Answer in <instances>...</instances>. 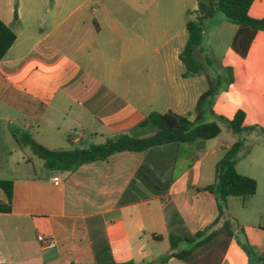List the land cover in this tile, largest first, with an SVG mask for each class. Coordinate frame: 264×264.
<instances>
[{
	"label": "crops",
	"instance_id": "1",
	"mask_svg": "<svg viewBox=\"0 0 264 264\" xmlns=\"http://www.w3.org/2000/svg\"><path fill=\"white\" fill-rule=\"evenodd\" d=\"M197 11L198 0H0V21L16 34L0 61V264H95L101 232L115 262H154L170 252L169 235L192 238L215 221V199L203 189L240 137L224 124L218 137L179 147L164 197L123 207L117 202L145 153L120 152L52 173L11 134L26 131L49 150L86 149L123 133L146 138L155 129L139 124L150 113L194 121L209 79L219 81L215 116L230 120L242 111L244 127L264 130V31L240 58L230 46L237 27L216 14L203 25L200 49L212 65L207 74L186 76L179 54ZM248 15L264 20V0H253ZM200 117L213 118L207 109ZM242 136L236 170L257 189L245 200L227 198L224 219L237 227L211 264H251L243 243L264 253V137ZM39 236L55 247H41Z\"/></svg>",
	"mask_w": 264,
	"mask_h": 264
},
{
	"label": "trees",
	"instance_id": "2",
	"mask_svg": "<svg viewBox=\"0 0 264 264\" xmlns=\"http://www.w3.org/2000/svg\"><path fill=\"white\" fill-rule=\"evenodd\" d=\"M253 0H198V11L195 20L186 23L187 41L179 54V59L185 67L186 76L207 74L212 61L201 57L202 28L204 23L216 14H221L228 22L237 27L231 40V49L240 58H245L250 44L259 31H264V20L252 19L248 15ZM16 13L14 19L16 20ZM16 39L15 32L0 21V61L3 59ZM230 84L233 80L230 69H227ZM218 79H209L208 90L201 95L196 105L198 117L194 121L172 112L165 114L150 113L139 127L152 126L153 135L146 138H135L129 134H119L107 139L103 144L92 145L86 149L49 150L33 141L31 136L22 130H11L13 139L21 149L27 148L32 156L42 161L46 170L52 173L69 174L84 164L105 161L110 156L120 152L145 153L142 164L136 170L117 202V207H123L151 197H164L173 180L172 169L179 156V147L192 145L214 139L221 133L222 122L234 135L240 136L224 153L215 166V181L203 190L213 195L216 203L217 217L211 226L197 232L192 238L175 235L168 236L170 252L154 262L141 264H166L174 258L186 264H211V257L217 247H223L232 237V225L224 219L227 198L252 197L256 193V181L240 175L236 165L240 150L244 146L245 133L264 134L258 127H244L245 115L242 111L235 113L230 120L217 117L211 110L212 98L215 95ZM202 109H207L217 121L203 122L200 117ZM220 224L217 229L212 226ZM159 238V237H156ZM181 243H194L192 247L178 250ZM241 248L246 255L254 260V264H264V253L256 255L251 248L243 243ZM95 264H137L132 261L117 263L113 260L109 244L103 232L97 235L93 243Z\"/></svg>",
	"mask_w": 264,
	"mask_h": 264
},
{
	"label": "built area",
	"instance_id": "3",
	"mask_svg": "<svg viewBox=\"0 0 264 264\" xmlns=\"http://www.w3.org/2000/svg\"><path fill=\"white\" fill-rule=\"evenodd\" d=\"M52 182L54 184H58L59 183L58 177H54L52 179ZM37 241L41 245V247H43L45 249H52L55 247V242L52 239H49V238H46L43 236H39V237H37Z\"/></svg>",
	"mask_w": 264,
	"mask_h": 264
},
{
	"label": "rangeland",
	"instance_id": "4",
	"mask_svg": "<svg viewBox=\"0 0 264 264\" xmlns=\"http://www.w3.org/2000/svg\"><path fill=\"white\" fill-rule=\"evenodd\" d=\"M211 121H217L214 117L212 118V120ZM203 122H210L209 121V119H204L203 120ZM220 125H222V122H219V121H217ZM254 134H256V136L258 135V136H260V137H264V134H260V133H257V132H254ZM224 135V134H223ZM222 138L224 137V136H221ZM249 142L250 141H246V145L247 146H249ZM184 146V145H183ZM244 146H245V143H244ZM230 223H231V225H232V230L234 229V228H236L237 227V223H236V220L235 219H231L230 221H229ZM220 226V225H219ZM218 226V227H219ZM263 226H264V221H263ZM241 234H239V236H240ZM182 244V243H181ZM185 244V243H184ZM254 253H255V251H253ZM251 264H254V260L252 261V263Z\"/></svg>",
	"mask_w": 264,
	"mask_h": 264
}]
</instances>
